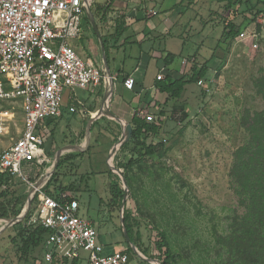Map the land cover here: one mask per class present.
<instances>
[{
  "label": "rangeland",
  "instance_id": "374dc122",
  "mask_svg": "<svg viewBox=\"0 0 264 264\" xmlns=\"http://www.w3.org/2000/svg\"><path fill=\"white\" fill-rule=\"evenodd\" d=\"M184 1L185 4L194 2L191 14L197 18L185 33V36L190 34L197 49L192 55L195 59L190 69L195 63L208 66L203 84L209 91H205L202 84H187L190 88L187 92L188 118L182 121L180 115L172 114L171 108L164 110L171 114L164 125L165 131L171 134L165 136V155L145 157L129 171L130 182L127 180V183L132 197L128 196L126 202L131 210L139 209V213L136 212L141 219L138 246L124 235L122 205L120 208L108 205L111 181H116L111 163L117 168L120 148L111 160V142L99 135H90L86 156L75 160L68 159L66 154L60 156L50 177L58 172V180L51 189L59 183L69 185L70 189L65 192L79 199L80 216L94 223L107 252L129 249L133 256L128 264H139L143 260L134 252L133 243L142 253L144 250L147 257L157 254L151 225L166 232L172 250L178 255L174 264H224L227 252L218 239L229 232V225L236 215L246 213V203L236 194L230 173L236 150L249 138L243 116L246 112L264 110V12L252 21L255 10L242 14L240 11L246 9V5H236L234 10L240 12L234 20L236 27L239 29L246 21L250 23L243 30L244 37L238 35L227 44L222 16L225 14L224 2ZM260 7L264 6L261 4ZM199 17L204 21L201 22ZM86 95L88 91L81 92L82 97ZM21 104V97L0 99V111L6 113L8 131V134L0 135V149L10 146V138L19 136L24 129ZM141 116L153 119L147 113ZM122 130L124 136V127ZM83 138L84 132L75 137L66 130L65 136L59 133L55 139L66 148ZM48 146L49 134L44 143L46 149ZM92 147L96 149L89 155ZM28 161L37 164L36 160ZM54 161L52 155L47 156V161L40 165V177L53 167ZM38 178L32 180L35 182ZM31 187L18 178L10 179L0 188V201L26 193ZM32 203L36 204V201L33 199ZM9 221L0 218V264H72L46 261L42 247L32 249L27 257H22L21 244L14 243L11 238L17 233L15 224L10 225ZM78 264H89L85 250L81 251Z\"/></svg>",
  "mask_w": 264,
  "mask_h": 264
},
{
  "label": "built area",
  "instance_id": "2783aa9c",
  "mask_svg": "<svg viewBox=\"0 0 264 264\" xmlns=\"http://www.w3.org/2000/svg\"><path fill=\"white\" fill-rule=\"evenodd\" d=\"M89 1L0 0V99L21 97L24 116L22 132L10 138V146L0 149V173L24 178L23 161L32 159L43 165L47 155L38 132L40 123L62 113L66 89L93 90L107 79L69 43L81 34V20ZM239 35L244 37L245 31ZM162 78L158 74L157 79ZM203 82L198 84L209 91ZM123 83L132 90L135 79L127 76ZM69 110L86 114L83 106L79 109L72 105ZM5 116L0 111V135L8 134ZM45 185L43 181L33 186L38 201L30 222H40L50 230L44 243L46 261L79 260L85 250L89 264H128L125 251H106L94 223L80 216L77 197L64 192L56 199L43 191Z\"/></svg>",
  "mask_w": 264,
  "mask_h": 264
},
{
  "label": "crops",
  "instance_id": "0c3cea01",
  "mask_svg": "<svg viewBox=\"0 0 264 264\" xmlns=\"http://www.w3.org/2000/svg\"><path fill=\"white\" fill-rule=\"evenodd\" d=\"M183 1H89L81 20V34L79 37L71 38L69 43L81 58L103 71L107 79L93 90L77 89L75 92L65 90L62 113L58 117L44 120L38 127L39 134L44 135V143L49 134L48 148L46 149L43 144L47 156L52 155V158L56 159L59 152L60 156L66 154L74 160L86 156L88 128L89 135L96 134L101 139H108L111 142L109 148L111 151L122 139L123 127L124 133L127 124L132 128L131 122L135 113H147L153 119L142 117L153 121L161 110L168 111L171 108L172 111L175 105L183 104L189 111L187 92L190 88L186 85L180 99L172 98L160 90L157 79L158 74L163 75L162 79L181 78L188 74L190 65L194 63L195 58L192 55L197 49L193 40H190V34L185 36V33L188 26L197 18L191 14L195 8L194 2L185 4ZM153 11H156V14ZM199 19L201 22L204 21L201 17ZM187 40L190 42H186ZM170 55L174 58L167 63ZM107 69L114 79L113 93L106 106L112 115L103 112L90 124L92 115L104 106L105 95L110 85ZM127 76L135 79L132 90L124 86L123 81ZM84 90L88 91V95L82 97L81 92ZM72 105H77L79 109L83 106L86 114L83 115L79 111L71 112L69 106ZM169 114L166 112L165 118L163 116L162 119L169 118L171 115ZM181 114L178 112L175 115ZM66 130L72 132L75 137L84 132V138L77 140L75 145L65 148L55 138L59 133L65 136ZM94 149L96 147L88 151L89 155ZM21 170L24 178L18 176L15 178L32 185L31 190L23 192L26 194L24 207L34 189L33 186L38 184L44 175L40 177V164L34 165L33 161H23ZM37 177L39 178L34 182L32 178Z\"/></svg>",
  "mask_w": 264,
  "mask_h": 264
},
{
  "label": "trees",
  "instance_id": "16d2710c",
  "mask_svg": "<svg viewBox=\"0 0 264 264\" xmlns=\"http://www.w3.org/2000/svg\"><path fill=\"white\" fill-rule=\"evenodd\" d=\"M217 1L224 2L225 14L222 16L225 18L224 22L227 32L225 40L227 44H231L250 23V21H246L239 29L236 27L234 20L240 12L243 14L247 11L255 10V13H252V21H255L259 13L264 12V7H260L261 4L264 6V0ZM190 2L192 4V1H189L188 4ZM236 5H246V9L238 12V9L234 10ZM173 58L174 56L170 55L167 63L171 62ZM190 70L191 73L189 71L185 76L175 80L170 77L158 79L160 90L168 93L172 98L180 99L187 84H198L200 80L206 77L209 71L206 64L201 65L199 63H195ZM261 91L263 92V89ZM186 108L183 104L175 105L172 109V114L182 113L181 120L184 121L189 116ZM165 115L166 112L161 110L159 116L153 121H148L138 113L133 116L130 140L120 147L117 162V168L123 172L129 182V171L143 158L155 154L165 155L167 151L165 144L167 138L165 136L171 135L164 129L165 121L168 120V118L167 120L162 119ZM242 120L243 126L249 132V138L244 145L236 150L230 175L236 194L246 203V213L244 215H236L229 225V232L224 236H220L218 240L227 252L224 264H264V110L254 113L246 112ZM67 158L70 159L69 157ZM60 167L61 163L58 164V168ZM114 176L116 181H111V199L108 205L110 207L119 206L120 208L124 196V188L121 178L117 174ZM14 178L15 176L11 173H0V188ZM56 180H58V172L43 187V191L59 199L70 187L67 183H59L51 189ZM129 192V196L132 197L130 188ZM1 195L4 196V193ZM24 199V195H18L0 201V218L9 220L19 216L23 209ZM33 199L37 203L38 194ZM33 212L34 210H31L22 221L15 223L14 229L17 233L11 237L14 243L21 244L19 251L22 257H27V253L32 249L39 247L44 249V243L50 232L40 222H30ZM136 212L139 213L138 207L131 210L126 202L124 226L131 240L138 246V240L141 237V219L136 215ZM150 228L153 231L154 239L152 241L157 254H151L149 257L159 260L161 264H174L178 255L172 250L166 232L154 225H151ZM124 251L128 253L129 259L133 256L129 249ZM143 253H145L144 250ZM57 261L78 264V259L54 260V262ZM139 262V264H150L145 260Z\"/></svg>",
  "mask_w": 264,
  "mask_h": 264
},
{
  "label": "water",
  "instance_id": "95a60500",
  "mask_svg": "<svg viewBox=\"0 0 264 264\" xmlns=\"http://www.w3.org/2000/svg\"><path fill=\"white\" fill-rule=\"evenodd\" d=\"M107 75H108V78H109V82H110V85H109V89L108 91L106 92V95H105V101H104V106L98 111L96 112L94 115H92V118H91V121H90V124L92 123L93 119H96L98 116H100V114H102L103 112H108L110 115H112L108 109H107V103L108 101L110 100V97L112 96V93H113V84H114V79L111 75V72L109 71V69H107L106 71ZM106 107V109H105ZM130 132H131V126L129 124L126 125V133H124V136L122 137V139L118 142V144L116 146H114L111 150V160H113V157L117 151V149H119L129 138H130ZM90 129L88 128V136H87V141H86V144L89 142V139H90ZM87 146V145H86ZM116 148V150H115ZM60 152L57 154L56 156V159L54 161V165L53 167L48 170L45 175L39 180V183L36 184L35 186H38L41 182L44 181V183H47L48 180L50 179V177L52 176L53 172H54V169L56 168V165H57V161L60 157ZM111 167L113 169V172H115L120 178H121V181L123 183V188H124V196H123V200H122V225H123V229H124V235L126 236V239L128 241H132L130 236L128 235V232L124 226V209H125V204H126V201H127V198L129 196V186H128V183H127V179L126 177L124 176L123 172L120 171L119 169H117L113 163H111ZM33 197H34V190L32 191L30 197L28 198L27 200V203H26V206L25 208L22 210L21 214L19 216H17L16 218L14 219H9V224L10 225H13L19 221H21L26 215H27V212H29L31 209H36L37 208V205L34 203H32V200H33ZM29 208H31L29 210ZM29 210V211H28ZM133 246V249H134V252L139 256L141 257L143 260H147L149 261L150 263H154V264H161L159 260L157 259H153L151 257H147L145 256L138 248L137 246L133 243L132 244Z\"/></svg>",
  "mask_w": 264,
  "mask_h": 264
},
{
  "label": "bare ground",
  "instance_id": "6f19581e",
  "mask_svg": "<svg viewBox=\"0 0 264 264\" xmlns=\"http://www.w3.org/2000/svg\"><path fill=\"white\" fill-rule=\"evenodd\" d=\"M125 133H126V129H125Z\"/></svg>",
  "mask_w": 264,
  "mask_h": 264
}]
</instances>
